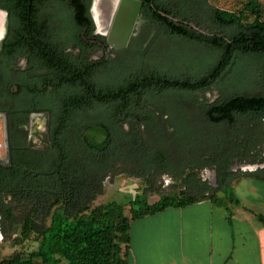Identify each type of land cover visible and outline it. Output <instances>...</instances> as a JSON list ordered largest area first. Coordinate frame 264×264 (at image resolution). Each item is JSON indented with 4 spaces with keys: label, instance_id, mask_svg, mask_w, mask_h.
Returning a JSON list of instances; mask_svg holds the SVG:
<instances>
[{
    "label": "trees",
    "instance_id": "16d2710c",
    "mask_svg": "<svg viewBox=\"0 0 264 264\" xmlns=\"http://www.w3.org/2000/svg\"><path fill=\"white\" fill-rule=\"evenodd\" d=\"M90 1L70 0L75 22L87 28L89 37L93 27ZM140 1L143 16L164 29L166 38L174 35L211 47L216 57L210 66L189 73H167L143 59L151 43L145 49L138 43L107 58L73 61L41 37V0H0V8L8 11V29L17 31L8 36L11 53L23 44V31H31L26 52L29 65L24 70L13 68V76L4 80L0 73V93L10 94L8 101L21 108L22 119L29 111L48 115L44 145L32 148L25 136L12 138L10 164L0 170L1 239L4 230H17L13 226L15 210L21 213L19 235L27 238L35 234L38 245L26 253L17 250L0 257V264H130L128 231L132 219L213 197L218 190L227 192L232 200L228 188L237 175L228 171L231 158L225 149L220 160L201 159V154L200 159L181 167L164 150V137L153 141L148 126L160 122L153 120L155 110L144 109L151 107V96L158 89L190 92L207 88L234 62L249 57L246 61L250 66L254 61L255 71L258 68L261 75V92L242 94L244 86L229 85L233 90L225 93L228 95L204 106V122L215 126L233 124L237 117L250 118L256 124L263 120V7L259 0H243L233 11L213 6L208 0ZM206 29L210 32H203ZM97 39L107 46L104 37ZM235 138L234 150L241 157L255 148L245 143L247 132L238 130ZM203 166H215L217 187L192 170ZM118 173L144 179L142 192L129 200V214L125 205L116 201L94 204L103 193L105 179ZM163 174L172 178V191L157 184ZM151 194L158 198L150 202Z\"/></svg>",
    "mask_w": 264,
    "mask_h": 264
},
{
    "label": "rangeland",
    "instance_id": "374dc122",
    "mask_svg": "<svg viewBox=\"0 0 264 264\" xmlns=\"http://www.w3.org/2000/svg\"><path fill=\"white\" fill-rule=\"evenodd\" d=\"M259 1L263 7L264 19V0ZM208 2L221 9L233 11L240 7L243 0H208ZM64 13H67V11L65 12V6L58 0H47L45 4H42L41 17H39L38 21L42 38L46 40L48 37H53V26ZM71 23V20H69V22H65V25L69 27ZM204 31L207 33L210 32L208 29L203 30V32ZM61 40L62 37L60 38V36L57 37V40L54 37L51 44L59 47L60 50V45L57 41L60 43ZM67 42H69L68 39ZM155 42L148 51V54L144 55L145 58L143 59L146 60L149 65H154L157 69L164 68L163 70L170 74L189 73L188 71H193L200 68V66H203L202 69L204 68L205 70L212 63V59L216 57L211 47H207L205 44L197 45L193 41L187 42L174 35L164 40L158 39ZM106 55V52L93 53L91 54V59L106 57ZM247 59L250 58L244 57L234 62V65L227 70V73L217 80V84L220 88L214 84L205 89L190 91L188 93L181 89L176 90L168 87L162 91H159L160 89L156 90V93L151 96L152 105L150 108H145L144 110H155L157 115L153 120L155 122L159 120L160 122V124L156 123L155 126H148V129L152 131L153 141L155 139L158 140V137H164L166 140L163 146L164 150L171 158L176 156L180 157L177 162L181 167L188 162L196 161L202 153L209 152L210 148L215 145L214 136L218 134L222 135L226 129L229 128L227 123H221L217 126L207 125V123L204 122L206 121L203 117L204 106L201 103H207L215 97L221 98L222 96H226L224 93L228 92L229 94L233 90L228 87L229 85H235V87L244 86L241 87L242 94L255 95L261 92V75L257 72L258 68L255 71L254 67L256 63L252 61L253 66H250L249 61H246ZM248 77L250 81H246ZM239 82H242V84H238ZM190 97L195 100L194 103ZM158 112H160V114H158ZM162 114H164L166 120L164 124H162L160 120ZM44 120L45 116H40V124L43 123ZM169 124H171L172 130L166 128ZM258 125L261 128V133H257L253 154L247 158L245 157L242 162L238 161V159L231 162V169L233 172L236 171L235 175L237 176L264 167V131H262L264 130V119L261 120ZM169 131L173 133L169 134ZM240 139H243V137ZM198 141H202L203 145L200 147L196 146L195 144ZM225 141L226 137L223 135L219 139V142L225 143ZM215 169V166L192 167V170L201 180H205L214 188L217 187ZM171 183L172 178L167 174H163L157 178V184H160V186L168 191H172L169 188ZM144 186V179L140 177L130 176L127 173L115 174L113 177H110V179L109 177L105 179L103 193L98 195L94 204L97 205L116 201L117 203L125 205L124 210L126 214H129V200L137 193L142 192ZM157 198V194H151L148 200L153 201ZM14 213L15 221L13 226H15L17 230L11 232L10 228L5 225V228H9V230H4V232L7 233L5 236L3 232L2 239L0 236V257L9 256L17 250L26 253L35 249L38 245V241L34 240L35 234L27 238H22V236L19 235L21 213L15 210Z\"/></svg>",
    "mask_w": 264,
    "mask_h": 264
},
{
    "label": "crops",
    "instance_id": "0c3cea01",
    "mask_svg": "<svg viewBox=\"0 0 264 264\" xmlns=\"http://www.w3.org/2000/svg\"><path fill=\"white\" fill-rule=\"evenodd\" d=\"M228 189L132 219L130 264H264V167Z\"/></svg>",
    "mask_w": 264,
    "mask_h": 264
},
{
    "label": "flooded vegetation",
    "instance_id": "af4514ba",
    "mask_svg": "<svg viewBox=\"0 0 264 264\" xmlns=\"http://www.w3.org/2000/svg\"><path fill=\"white\" fill-rule=\"evenodd\" d=\"M42 1V0H41ZM89 5V14L90 18L92 21V31H91V37H89L88 30L87 28H81L74 20V10L70 4V0H67L66 4L72 9V17H73V23H75L79 29V38H80V43L83 46H88V45H94L98 49L102 50L103 52H106V58L109 56L111 53L117 52L118 50L121 49H126L128 47H134L138 43H142L143 49L147 48L150 43L151 46L154 45V42L158 39H166L167 33L164 29L159 28L154 22L149 21L147 18L143 16L141 13V6L138 11V14L136 16V19L133 23L132 30L129 36V39L124 47L121 48H115L112 47L108 44L106 40V36L97 33L96 32V26L95 23L92 19L91 13H90V6ZM42 4V3H41ZM42 12V9H41ZM4 14L6 18V26H5V31H2L3 28V21H4ZM41 17V13L40 16ZM17 31H11L8 29V11L4 8H0V73L3 75V80L10 78L14 74V69L19 68V70H24L27 68L29 56L27 55V51L29 50V36H30V30L23 31L26 32V36L24 35L23 38V44L22 45H17L14 47V52L20 53L21 56L19 57H14V52L12 53L9 51V48L7 46V41H8V36L10 33H16ZM40 33V30H39ZM56 39L60 34L55 33ZM41 35V34H40ZM97 36L104 37V40L106 42L105 46L103 42L100 39H97ZM21 41V40H20ZM57 43L62 46L63 45V40L57 41ZM156 43V42H155ZM63 47V46H62ZM78 48H73L70 49L67 45L66 50H71L73 56H75L77 59H82L87 56V53L82 55L81 50ZM80 50V51H79ZM14 58H18L16 62L14 61ZM95 60V59H94ZM77 64V63H76ZM15 65V66H14ZM16 67V68H15ZM12 68V69H11ZM13 70V71H12ZM217 85L216 82H212L210 85ZM209 85V86H210ZM199 89H205V88H194L190 91H195ZM189 93V92H188ZM223 94V91H222ZM225 94V93H224ZM228 95V94H225ZM10 98V94H4L0 93V170L2 167L8 166L10 164V157H11V140L13 139H22L24 136L26 138L27 143L29 144L30 147L32 148H41L44 145V140H45V135L47 132V117L48 115L45 112H38V111H29L26 115L25 119L21 118L22 115V110L20 107L15 106L14 104H11L8 99ZM192 99V97H190ZM221 99L220 97H215L209 100L207 103H213L217 100ZM193 100V99H192ZM195 100H193L194 103ZM207 103H201L203 106H205ZM9 111H8V110ZM160 114V112H158ZM40 116H45V120L43 123L40 124ZM160 120L162 124L166 122L164 118V114L160 116ZM241 122H240V121ZM238 121V122H237ZM40 124V126H39ZM229 125V128L226 129V131L221 135H216L214 136L215 139V145L213 146V149L209 152H204L202 153V158L201 159H208V158H214L215 160H220L222 159V154L227 152L226 154H229V157L231 158V162L234 160L238 159V161H243L244 158L249 157L251 154H253V151L249 152L245 157H241L239 154H237V151L234 149V141L236 140V135L238 130H243L247 132L248 138L246 139L245 143L247 144H253L256 141L257 133H261V128L259 127L258 124L255 123V121H251L250 118H243V117H237L236 121L233 124H227ZM162 126V125H161ZM217 126V125H215ZM166 128L169 130L172 128L171 124L166 126ZM172 130V129H171ZM260 131V132H259ZM264 131V130H262ZM170 132V131H169ZM173 132H170L171 134ZM264 134V132H263ZM226 137L225 143H220L219 139L222 136ZM244 137V136H242ZM220 145L221 148H220ZM225 149V151H224ZM224 151V153H223ZM174 161H177L180 159V157L176 156L172 158ZM200 159V158H198ZM8 162V164H5ZM232 163L229 164L228 171L230 173L236 174V171L233 172L232 169ZM216 174V172H215ZM205 181V180H204Z\"/></svg>",
    "mask_w": 264,
    "mask_h": 264
},
{
    "label": "water",
    "instance_id": "95a60500",
    "mask_svg": "<svg viewBox=\"0 0 264 264\" xmlns=\"http://www.w3.org/2000/svg\"><path fill=\"white\" fill-rule=\"evenodd\" d=\"M47 0H42L41 3L45 4ZM65 6V12L59 20L55 22L53 26V37H48L44 41L47 45L51 46L55 51H57L62 57L70 60H76L77 58L73 56L71 50H66V47L70 49L78 48L81 50L82 55L87 53V56L79 59L77 61L89 62L91 59V54L103 52L94 45L83 46L80 43L79 38V27L73 23L72 9L66 4L67 0H58ZM141 6L140 0H92L90 6V13L92 19L96 26V32L106 36L108 44L115 48L124 47L129 39L133 23L136 19L138 11ZM70 14V15H69ZM70 17V18H68ZM71 20V25L69 27L65 25V22ZM6 18L4 14L3 28L5 31ZM60 34V38L63 40L62 46H54L52 43L53 38H56V34ZM67 39L69 42H67ZM57 40V39H56ZM58 45V44H56ZM77 49V50H78ZM79 50V51H80ZM60 51V52H59ZM5 164H8L6 162ZM250 167V166H248ZM252 169V168H251Z\"/></svg>",
    "mask_w": 264,
    "mask_h": 264
}]
</instances>
